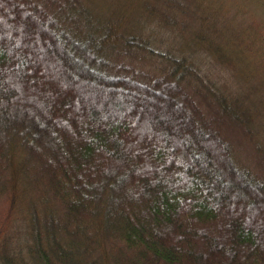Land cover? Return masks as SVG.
Listing matches in <instances>:
<instances>
[{"label": "trees", "instance_id": "1", "mask_svg": "<svg viewBox=\"0 0 264 264\" xmlns=\"http://www.w3.org/2000/svg\"><path fill=\"white\" fill-rule=\"evenodd\" d=\"M105 16L0 0V264H264L251 109L192 55ZM19 186L39 204L25 244L11 238Z\"/></svg>", "mask_w": 264, "mask_h": 264}, {"label": "rangeland", "instance_id": "2", "mask_svg": "<svg viewBox=\"0 0 264 264\" xmlns=\"http://www.w3.org/2000/svg\"><path fill=\"white\" fill-rule=\"evenodd\" d=\"M83 1L98 17L121 19L128 34L139 35L152 48L192 55L210 78H219L226 94L233 91L244 102L239 105L243 111L251 109L255 124L264 131V0H185L184 7L164 0ZM163 11L177 17L179 24L173 25ZM222 54L226 57L220 61ZM151 61L159 66L165 63L160 57ZM20 187L10 228L12 241L25 244L29 241V204H39L37 196H28ZM51 206L57 212V206Z\"/></svg>", "mask_w": 264, "mask_h": 264}]
</instances>
